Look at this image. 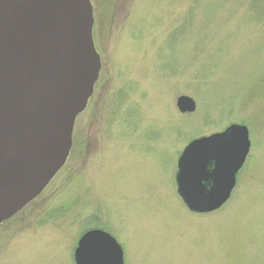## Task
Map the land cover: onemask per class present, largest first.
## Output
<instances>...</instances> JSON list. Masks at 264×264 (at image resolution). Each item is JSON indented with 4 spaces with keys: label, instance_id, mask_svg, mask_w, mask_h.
<instances>
[{
    "label": "rangeland",
    "instance_id": "rangeland-1",
    "mask_svg": "<svg viewBox=\"0 0 264 264\" xmlns=\"http://www.w3.org/2000/svg\"><path fill=\"white\" fill-rule=\"evenodd\" d=\"M201 1L91 0L95 96L66 166L0 224V264H75L97 216L114 226L125 264H264V0ZM181 95L194 98V112L179 110ZM121 117L123 140L108 133ZM232 123L248 125L252 141L233 194L216 211L191 212L177 192L178 158Z\"/></svg>",
    "mask_w": 264,
    "mask_h": 264
},
{
    "label": "water",
    "instance_id": "water-1",
    "mask_svg": "<svg viewBox=\"0 0 264 264\" xmlns=\"http://www.w3.org/2000/svg\"><path fill=\"white\" fill-rule=\"evenodd\" d=\"M91 0H0V224L42 193L65 165L77 117L87 108L101 58ZM182 113L197 103L181 95ZM249 126L193 139L177 162V192L195 213L224 206L251 152ZM76 264H125L109 232L91 229Z\"/></svg>",
    "mask_w": 264,
    "mask_h": 264
},
{
    "label": "flooded vegetation",
    "instance_id": "flooded-vegetation-1",
    "mask_svg": "<svg viewBox=\"0 0 264 264\" xmlns=\"http://www.w3.org/2000/svg\"><path fill=\"white\" fill-rule=\"evenodd\" d=\"M127 25H131V36L133 37H136L137 36V34H136V32H135V29H137V27H136V25H134V23H132V24H127ZM96 26H95V23H94V42L96 41V39H95V36H97V35H99L100 34V31L99 30H97L96 28H95ZM100 43H98V42H95V46H96V49H97V51H98V53H99V50H98V48H99V45ZM99 55H100V53H99ZM100 58H101V55H100ZM100 78V77H99ZM99 80V79H98ZM98 80H97V82H98ZM97 82H96V84H95V88H94V93H93V95H92V97L90 98V100L91 99H93L94 98V96H95V90H97ZM128 83L127 82H124V83H122V86H119V88H118V92L120 91L122 94H123V96H124V94H125V97H126V95H128ZM106 88V87H105ZM105 88H104V90H105ZM118 92L116 93V94H118ZM121 93H119V94H121ZM123 96L121 97V98H118V99H120V103L118 102V105H116V112L117 113H119V116H122L121 115V112L122 111H124L125 109V107L123 106V101H124V99H123ZM90 100H89V102H90ZM99 102H100V99H99V101L97 102V103H95V107H94V109L95 110H97V107L99 106ZM88 105H89V103H88ZM88 105H87V108H88ZM125 105V104H124ZM123 107V108H122ZM87 108L79 115V116H81L86 110H87ZM78 116V117H79ZM78 117H77V120H78ZM124 117H121V120L119 121V122H117L116 123V121H114V123H112V124H110V125H108V127H109V129H111L110 131H108V133L110 132V134L111 135H117V137H118V139L119 140H123V139H125L126 137H127V125L126 124H123V121H124ZM76 120V121H77ZM111 122V121H110ZM112 130H115V131H112ZM113 132V133H112ZM80 145L82 146L83 145V143H81L80 142ZM85 149H83V151H84ZM72 152V151H71ZM71 152H70V155H71ZM70 155H69V157H68V159H67V161H66V163H65V165L61 168V170L57 173V175L58 174H60V172L62 171V169L66 166V164H67V162L69 161V158H70ZM56 175V176H57ZM55 176V177H56ZM54 177V178H55ZM54 178L52 179V181L54 180ZM51 181V182H52ZM50 182V183H51ZM49 183V184H50ZM42 194V193H41ZM41 194L39 195V196H41ZM38 196V197H39ZM37 197V198H38ZM36 198V199H37ZM34 201V200H33ZM33 201H31L30 203H32ZM89 203L91 202V201H88ZM30 203L28 204V205H30ZM102 206V207H101ZM101 206H99V205H95V207H98V211L97 212H99V211H101L102 212V208H103V205H102V203H101ZM25 208V207H24ZM23 208V209H24ZM22 209V210H23ZM21 210V211H22ZM21 211H19L16 215H18ZM15 215V216H16ZM106 221L107 220H102V219H100V217H98L97 216V220H95V221H92L91 222V224H90V226H87L83 231H82V233H81V235H80V237L78 238V240H77V244H76V246L78 245V242H79V240H80V238L82 237V235L84 234V233H86L87 231H89V230H91V229H101V230H104V231H107V232H109L110 234H112L113 236H114V234L111 232V228L112 227H114L111 223H106ZM115 237V236H114ZM116 238V237H115ZM117 239V238H116ZM119 242V241H118ZM76 248V247H75ZM125 251V250H124Z\"/></svg>",
    "mask_w": 264,
    "mask_h": 264
},
{
    "label": "trees",
    "instance_id": "trees-1",
    "mask_svg": "<svg viewBox=\"0 0 264 264\" xmlns=\"http://www.w3.org/2000/svg\"><path fill=\"white\" fill-rule=\"evenodd\" d=\"M197 4V8H199L200 7V5L202 4V1L201 0H193V4ZM209 12L210 11H214V9L213 8H211L210 10H208ZM74 262H75V260H74ZM76 264V263H75Z\"/></svg>",
    "mask_w": 264,
    "mask_h": 264
}]
</instances>
